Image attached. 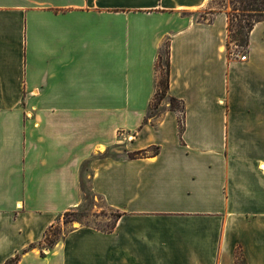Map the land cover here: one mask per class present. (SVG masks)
I'll list each match as a JSON object with an SVG mask.
<instances>
[{
    "label": "crops",
    "instance_id": "0c3cea01",
    "mask_svg": "<svg viewBox=\"0 0 264 264\" xmlns=\"http://www.w3.org/2000/svg\"><path fill=\"white\" fill-rule=\"evenodd\" d=\"M215 1L0 0V264L79 206L87 162L113 228L19 264H264V20L227 51ZM167 41L181 134L149 108Z\"/></svg>",
    "mask_w": 264,
    "mask_h": 264
},
{
    "label": "trees",
    "instance_id": "16d2710c",
    "mask_svg": "<svg viewBox=\"0 0 264 264\" xmlns=\"http://www.w3.org/2000/svg\"><path fill=\"white\" fill-rule=\"evenodd\" d=\"M225 0H216L215 4H220L217 10H224L226 12L228 18L227 25V41L226 48L229 51V43L233 42L238 48L245 49L248 45V35L253 28V25L257 22L264 20V0H231L232 10L240 12L244 17L245 26L241 25V21L239 20L236 24V29H233V17L235 19L236 16L231 14L226 10L224 5ZM245 28V32L243 33V29ZM162 56L161 53L158 54L157 60L155 63V71H156V89L153 95V98L150 102L149 108L156 109L160 102L168 98L169 107L172 111L176 112L178 115V132L179 134L183 131V123H184V104L181 100H178L172 96H168V88H169V60H168V41L164 45V68L161 67ZM163 71V73H161ZM159 153L158 146H151L146 149L136 151L134 153H129L128 157L136 158L143 157L146 155H155ZM67 213V212H66ZM64 213V215L66 214ZM118 215H116L117 217ZM57 225H52L45 233L42 241L39 243H32L28 245L21 253L15 254L13 257L7 259L3 264H19V260L21 255L25 252L36 248L42 244L47 248H52L59 240H61L67 233H64L61 238L49 239L50 233ZM114 224L108 229L111 230ZM56 236V233H54ZM239 257L238 253L236 254V258ZM239 259V258H238ZM241 264V262H237Z\"/></svg>",
    "mask_w": 264,
    "mask_h": 264
},
{
    "label": "rangeland",
    "instance_id": "374dc122",
    "mask_svg": "<svg viewBox=\"0 0 264 264\" xmlns=\"http://www.w3.org/2000/svg\"><path fill=\"white\" fill-rule=\"evenodd\" d=\"M231 0H225L224 5L226 10L231 14L235 15L237 19L233 17V29H236V24L238 21H241V25L245 26V17L238 11L232 10ZM215 8H218L220 4H214ZM197 19H209L210 15H206V13L201 12L196 15ZM245 28L243 29V33L245 32ZM236 47V48H235ZM231 49L240 50L233 42L229 43V51ZM161 67L164 68V49L161 50ZM163 73V71L161 72ZM168 100V98H165ZM164 100V99H163ZM162 100V101H163ZM162 101L159 105H161ZM158 105V107H159ZM169 105V103H168ZM157 107V108H158ZM151 110V109H150ZM152 109L151 111H154ZM118 153L117 146L112 147L109 150V154L116 155ZM89 162L83 165V176L81 177V202L79 206L73 209L70 212H67L65 215L63 214L58 223H56V227L54 228L49 236V239L61 238L64 233H67L72 228H77L79 226H89L92 228H97L99 230H106L110 228L113 224L114 219L116 218V214L110 209L106 208L99 197H96L90 189L89 184V176H90V167ZM56 233V236H54ZM41 247H45L44 244Z\"/></svg>",
    "mask_w": 264,
    "mask_h": 264
},
{
    "label": "built area",
    "instance_id": "2783aa9c",
    "mask_svg": "<svg viewBox=\"0 0 264 264\" xmlns=\"http://www.w3.org/2000/svg\"><path fill=\"white\" fill-rule=\"evenodd\" d=\"M245 59H246V55L245 54H243V55L240 56V60L241 61H244Z\"/></svg>",
    "mask_w": 264,
    "mask_h": 264
}]
</instances>
